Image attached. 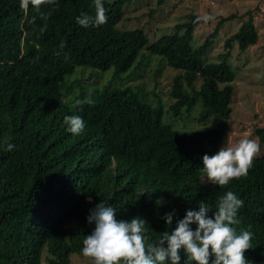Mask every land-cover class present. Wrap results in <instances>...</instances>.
Segmentation results:
<instances>
[{
    "label": "trees",
    "instance_id": "trees-1",
    "mask_svg": "<svg viewBox=\"0 0 264 264\" xmlns=\"http://www.w3.org/2000/svg\"><path fill=\"white\" fill-rule=\"evenodd\" d=\"M113 1L102 0L106 24L90 26L77 39H67L73 51L71 56L63 53L50 56L51 84L47 89L38 90L32 74L17 75L18 69L9 62H17L21 54L22 39L18 32L26 34L30 42L32 34L36 35L35 31L44 28L45 21L31 4L25 14L20 0H0V264H42V258L47 264H73V254L84 257L83 240L94 225L79 221L81 227L75 228L77 236L62 237L68 236V231L61 225L71 217L53 175L58 159H53L52 164L43 163V182L37 185L35 178L28 179L32 151L44 153L49 149L45 141L55 140L53 126L68 105L62 102V92L64 88H72L66 85V77L78 67L100 71L113 68L114 80L123 81L122 75L129 72L143 78L142 71L149 69L152 61L181 71L174 77L172 89L167 94L171 104L168 113L179 118L183 111L191 114L198 106L202 109L201 123L212 118L221 122L214 127L179 132L172 126L153 128L147 119L155 114L154 108L139 100L130 87L119 85L99 95L100 107L107 110L106 114L134 126L137 132L130 138L143 148L138 169L134 164L126 173L132 183L110 206L115 209L118 219L130 221L139 217L146 220L148 242L157 243L161 233L171 232L176 221L183 219L188 210L198 211L199 202L208 205L209 216H212L217 211L219 197L232 191L244 202L239 210L240 223L232 227L237 234L242 231L252 233V248L244 254L247 264L250 261L264 264V154L255 158L246 177L233 179L226 187L201 181V176L206 175L202 157L220 150L229 129L234 94L232 84L237 78L229 62L233 44L238 52L244 53L259 39L253 15L248 13V20L226 40L227 52L219 55V62H214L205 59L209 47L215 43L222 24L236 19V14L223 18L199 47L194 46V29L203 21L196 22L199 15L177 25L174 34L163 36L148 46L149 38L143 29H118L125 16V5L131 0ZM64 2L59 0L61 6ZM64 8L76 10V16L86 13L95 17L94 0H69ZM49 9L50 6L42 7L44 12ZM146 47L149 54L160 58L153 60L148 56L147 62L138 66V57ZM158 72L153 71L151 78H158ZM199 80L202 84H198ZM163 99L158 94L161 106ZM156 110L162 112L159 108ZM256 136L264 147V128H258ZM9 144L14 145L12 151H7ZM74 146L78 154V148ZM156 147L172 155L167 167L150 164L148 152ZM66 148V144L60 143V149H57L61 160L77 162L78 156L73 159L75 151L65 152ZM47 154L53 156L50 150ZM128 158L133 161V154L129 153ZM48 171L49 189L46 188ZM173 210L176 213L173 225H167L162 217ZM192 227L195 230L196 225ZM180 255L181 264H185L186 253L182 250ZM165 264H171L170 260ZM188 264L195 262L188 261Z\"/></svg>",
    "mask_w": 264,
    "mask_h": 264
},
{
    "label": "clouds",
    "instance_id": "clouds-1",
    "mask_svg": "<svg viewBox=\"0 0 264 264\" xmlns=\"http://www.w3.org/2000/svg\"><path fill=\"white\" fill-rule=\"evenodd\" d=\"M68 1L65 0L61 6L59 0H20V7L26 10L25 14L31 4L40 13L45 24L40 31L34 32L36 35L32 34L30 42L27 41L26 34L18 32L22 39L21 54L17 62L10 61L9 64L18 69L17 75L32 74L38 90L47 89L51 84L48 69L50 56L59 53L71 56L70 52L73 53L67 39H77L78 35H84L85 28L99 27L107 23L102 0H94L95 17L86 13L76 16V10L64 8ZM43 6H50L51 9L44 12ZM214 19L209 15L198 16L196 22L203 20L207 23ZM73 74L67 76L65 82L72 88H64L62 92V102L68 105L52 129L56 141L53 138L45 141L53 156L47 154L48 150L44 153L32 151L34 154H31V167L28 171V179L35 178L36 184L40 185L44 178L43 163L58 159L53 175L59 187L58 191L62 194L61 200L71 217L61 225L68 231V236L62 237L67 239L77 236L78 231L75 228L81 227L79 221L94 225L91 233L85 236L82 248V255L90 259V264H165L167 260H170L171 264H181L182 250L187 255L185 264H188V261H194L195 264H247L244 254L252 248V233L242 231L237 234L236 229L232 227L240 223L239 210L244 204L232 191H227L219 197L217 211L212 216H209L211 210L208 205L203 201L199 202L198 211L188 210L183 219L176 221L171 232L161 233L157 243L148 242L146 220L139 217L130 221L117 218L115 209L110 205L118 198V194L132 183L133 180L126 177V173L134 164L138 169L143 148L140 143H135L130 138L137 132L134 126L117 121L113 115L106 114L107 110L100 107L102 102L99 101V95L106 90L112 91L119 85H126L125 87H130L139 100L154 108L155 114L147 119L153 128L172 126L178 132L190 129L178 130L173 123L164 124L166 110L171 106L168 103L167 109L165 108L164 102L168 101V97L163 99L162 106L152 105L148 101H158V94L147 91L141 85L129 84L130 80L136 78L130 72L122 75L123 81L118 78L114 80L112 74L102 89L79 85L81 82H87L91 76L100 78L98 73L84 72L68 82V78ZM104 78L102 77V80ZM76 86L80 87L78 93L75 92ZM151 95L153 98H150ZM156 108L162 112L159 113ZM186 114L192 113L183 111L179 118L169 113L176 122ZM198 122L201 123L199 118ZM60 143L66 144L65 152L72 149L75 151L73 159L78 156L77 162H70V159H65V162L61 160L57 151L60 149ZM74 145L78 148V154ZM13 148L14 145L9 144L7 151H12ZM129 153L133 154V161L128 158ZM259 153L260 144L254 139L244 138L235 144L221 147L214 155L205 154L202 157V166L206 175L201 176L202 183H211L223 188L233 179L246 177ZM171 156L156 147L148 152L147 158L151 165L167 167ZM204 177H207L209 183L203 182ZM48 178L49 171L46 174V188L49 189ZM175 215L173 210L162 218L167 225L172 226ZM193 225H196L195 230ZM74 256L79 257L76 253L72 257ZM43 260L44 258L42 264ZM249 264L254 263L250 261Z\"/></svg>",
    "mask_w": 264,
    "mask_h": 264
},
{
    "label": "rangeland",
    "instance_id": "rangeland-1",
    "mask_svg": "<svg viewBox=\"0 0 264 264\" xmlns=\"http://www.w3.org/2000/svg\"><path fill=\"white\" fill-rule=\"evenodd\" d=\"M160 1L131 0L125 5V16L118 24V29H143L149 38V46L163 36L174 34L176 32L175 27L187 22L193 15L217 16L214 20L207 23L202 21L195 27L194 46L199 47L215 31L223 18L236 14V19L222 24L215 43L209 47L205 59L214 62H219V55L227 52L225 48L226 40L240 29L242 23L248 20V13L251 12L259 39L256 45L251 46L244 53L238 52V48L233 44L229 62L233 65L237 78L232 84L234 87L231 103L232 114L228 122V133L222 147L235 144L244 138L254 139L259 143L256 130L264 128V0H162L161 3ZM113 2V0H110V3ZM148 56L153 60L160 58L157 55L149 54L146 47L138 57L137 65L140 66V63L145 64ZM235 66H238L239 69ZM143 68H146V66H143ZM148 68L142 71L143 78L137 76L135 79L130 80L129 84L133 86L141 85L147 91L157 93L165 99L167 93L172 89L174 77L180 75L181 71L169 68L164 64L158 65L156 61H152ZM153 71L158 72V78H151ZM84 72L98 73L100 78L91 76L87 82H81L79 85H84L90 89L94 87L102 89L107 80L111 79L114 69L99 71L90 67H78L67 81L78 78ZM102 77L105 78L102 80ZM198 84H202V81L199 80ZM79 91L80 87L76 86L75 92L78 93ZM150 98H153V96L151 95ZM148 102L155 106L159 105L158 101ZM164 105L167 109L168 101L165 100ZM201 110V107H195L191 115H184L179 122L171 118L166 110L163 121L166 125L173 123L178 130H198L205 125L207 127L218 126L221 121L215 118L208 120L205 125L199 123L198 118ZM263 154L264 147L260 145V153L257 157ZM203 182L209 183L207 177L203 178ZM43 264H47L45 258ZM73 264H90V259L74 256Z\"/></svg>",
    "mask_w": 264,
    "mask_h": 264
}]
</instances>
